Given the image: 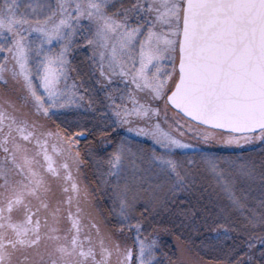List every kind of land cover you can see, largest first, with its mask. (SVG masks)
I'll return each instance as SVG.
<instances>
[{
	"label": "snow or ice",
	"instance_id": "obj_1",
	"mask_svg": "<svg viewBox=\"0 0 264 264\" xmlns=\"http://www.w3.org/2000/svg\"><path fill=\"white\" fill-rule=\"evenodd\" d=\"M257 143L264 0H0V264H264Z\"/></svg>",
	"mask_w": 264,
	"mask_h": 264
},
{
	"label": "rangeland",
	"instance_id": "obj_2",
	"mask_svg": "<svg viewBox=\"0 0 264 264\" xmlns=\"http://www.w3.org/2000/svg\"><path fill=\"white\" fill-rule=\"evenodd\" d=\"M136 139L140 140V139H144V138L140 137V138H136ZM147 143L150 144L151 142H150V141H147ZM250 147H251V152H250V153H249V151L246 149L245 151L240 152V154H241V155L251 154V155H253L254 157H258V156H259V153H260L262 150H264V149L261 148V146L259 145V143H257V144L254 145V146H250ZM98 203H100L101 205H104V204H105V201H104L103 199H100V200H98ZM167 237H168V236H167ZM169 237H170V238H174L175 241H179V240H180V242L185 243L186 246H187L188 248H192V249H194V250L196 251V246L193 245V244H191L190 242L186 241V240L183 239L182 237H178V236H169ZM176 238H177V240H176ZM162 241H163V245H164L165 251H170V247H169V245H168V240H167V238H163ZM180 242H179V243H180ZM196 243L198 244V243H199V240H197ZM196 252H197V251H196ZM200 255H203V253H200Z\"/></svg>",
	"mask_w": 264,
	"mask_h": 264
},
{
	"label": "trees",
	"instance_id": "obj_3",
	"mask_svg": "<svg viewBox=\"0 0 264 264\" xmlns=\"http://www.w3.org/2000/svg\"><path fill=\"white\" fill-rule=\"evenodd\" d=\"M163 238H167V240H168V245H169V247H170V252H176L178 248H188V247L186 246V244L180 242V240H179V241H175L174 238H170L169 236L167 237V235L162 236V239H163ZM176 240H177V238H176ZM179 242H180V243H179ZM191 249H192V248H191ZM196 254H197V252H196L194 249H192L191 255H192V256H196Z\"/></svg>",
	"mask_w": 264,
	"mask_h": 264
}]
</instances>
